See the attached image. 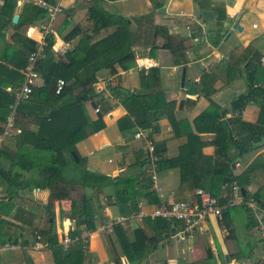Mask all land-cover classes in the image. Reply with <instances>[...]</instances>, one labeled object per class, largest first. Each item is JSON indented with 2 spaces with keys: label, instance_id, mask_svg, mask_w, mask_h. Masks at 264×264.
I'll list each match as a JSON object with an SVG mask.
<instances>
[{
  "label": "crops",
  "instance_id": "1",
  "mask_svg": "<svg viewBox=\"0 0 264 264\" xmlns=\"http://www.w3.org/2000/svg\"><path fill=\"white\" fill-rule=\"evenodd\" d=\"M15 1L16 8L13 16H18V20L25 6L38 7V0ZM91 1L54 0L53 5L62 9V12L52 22L49 33V35H53L52 52L56 59L78 45L79 37L70 43H65L62 40L63 36L75 26L80 27L83 32H87L91 36L87 12V6ZM252 1L102 0L101 5L104 10L129 20L130 31L134 35L132 47L135 57L134 65L128 71L112 67L98 73L95 89L103 90L96 99L86 102L84 106L92 120L97 119V114L94 113L95 108L104 113L102 120L104 127L77 143L76 150L79 156L85 160L86 170L109 177L119 185L131 184L136 180L137 185L144 188V192L138 198L137 210L128 216L125 215L131 218L123 224L116 225L113 232L107 234L109 236L107 242L102 240L100 235L95 234V229L93 235L90 236L89 246L85 247L86 255L83 264H103L108 261L109 254L117 251L118 247H120L118 258L120 262L122 261L121 264H132L130 258L134 256V251L130 245L135 244L146 248V240L164 232L167 228L164 224L168 225V232L163 233L158 247L149 253L141 261V264H221L224 257H228V264H232L233 261L236 264H264V236L257 217L246 207L250 198L243 202L240 191L241 202L228 206L229 196L226 197V195L230 193L221 188V196L226 197V202L222 207H233L230 216L233 224L232 234L220 225L218 218L208 220L201 232L181 238H178L179 235H177L179 223L161 219L137 218L139 212L148 214L156 207L168 206L175 202L199 204L194 195L195 189H201L198 185L206 183V186H209L210 183L216 184L221 181V175L213 173L215 149L212 142L215 137L218 114L222 116L220 121L228 120L232 116H239L243 122L249 124H255L257 121L259 107L255 104L246 105L240 114L231 111L232 101L245 93L246 83L242 76L228 81L229 69H234L237 72L239 67H244L247 60L254 64H260L264 68V10L256 14L252 11L251 27L244 29L241 26V31L235 34L237 41L227 43L228 39L233 36V31L226 25L231 21L233 22L231 27L233 29L237 27L238 21L244 19L248 14L249 9L247 8ZM198 2L200 6L208 7L205 10L212 12V20H215L214 28L216 24L217 27L221 24L225 26L223 34L214 35V28L208 26L207 22L211 20L202 18L201 12L204 10H201ZM2 4L3 0H0V8ZM217 8L225 12V19L222 22L218 21V14L214 10ZM66 11L69 12V16ZM45 24L46 19L32 26L23 27L20 31L6 26L0 34L4 36L6 47H19L21 42L27 38L35 42L36 49L42 38L41 27ZM253 25H256V28H253ZM154 27L164 28L173 38L183 40L184 50L181 55L185 63L174 65L173 58L167 50L152 48L163 44L162 38L154 35ZM251 28L258 30V36H250ZM201 29L206 31V35L200 38ZM113 31L112 28L101 30L98 36L92 37L91 43L106 37ZM197 35L199 39L196 41ZM219 37L225 38L221 40ZM4 48L5 46L0 40V56H11L14 50L7 53L4 52ZM195 64H199L201 71L194 67ZM151 67L159 70L158 89H160L164 101L176 102V109L171 119L161 118L156 123L157 129L153 131L135 126L128 109L122 104L128 95L144 92V89L140 88V74L142 72L147 74ZM28 68L29 63L24 70H21V73L25 75ZM183 68L186 71L182 86ZM204 75H209L212 80L206 88V91H211L207 99L201 92L200 85ZM186 81L192 85L186 84ZM35 83L43 84L39 75ZM114 87L116 90L112 92L111 89ZM12 115L13 112L8 117V127L12 125L10 120ZM12 128L14 127L12 126ZM139 133H142L143 136L136 138V134ZM190 137H192L193 146H188ZM148 142L154 146L153 155L157 159L155 163L152 162L154 157L148 152ZM257 146L256 151L236 159L233 162L234 168L232 167L233 163L231 164L233 175H240L254 160L264 163V136L255 145V147ZM199 148L198 153L200 154L195 153L194 151ZM155 152L159 153V157ZM179 157L184 160L181 163L177 162L176 166H169L171 160ZM159 161L166 162L158 164ZM0 164L5 168L8 167V163L4 160H1ZM53 167L57 168V165ZM82 173L83 167L73 164L62 171L64 177L71 180L78 179ZM30 177V173H24L22 180L30 179ZM204 177L210 179L204 180ZM249 177L250 185L246 190L250 192L252 199L257 200L256 204L260 211L264 212V209L258 204H264V165L262 168L256 169ZM7 190V185L0 179V202L1 200L6 201ZM239 190L241 189L239 188ZM79 192L82 194L81 196H86L92 201L96 228H101L102 225L116 217L124 216L113 205L112 196L115 192L113 186H105L101 191L96 188L77 187L71 192L69 190L70 198L77 199L75 195ZM11 203L13 205L11 214L9 216L0 215V245L8 242L16 248L8 250L15 253L1 255L0 264H55L52 252L47 248L45 241H43L45 243L43 249L33 248V234H40L39 231L45 229L44 222L50 210L55 217L60 214V211L67 214L71 206L70 200L52 198L48 189L37 187L32 190L17 189ZM49 203L53 204L50 209L46 207ZM20 211H23L24 214H19L20 219L16 220L14 215ZM66 216L62 220V224L65 225L67 222L70 228L73 227L74 224ZM253 220L257 226L250 230L249 226L252 225ZM57 222L59 223V219ZM261 224L264 226V214ZM240 229L246 232V234L244 233L245 240H241L238 235ZM247 229H249L248 232ZM256 230H259L261 236L255 239ZM109 245L112 252L106 248ZM207 252L210 256L208 260ZM27 257L28 261H26Z\"/></svg>",
  "mask_w": 264,
  "mask_h": 264
},
{
  "label": "trees",
  "instance_id": "2",
  "mask_svg": "<svg viewBox=\"0 0 264 264\" xmlns=\"http://www.w3.org/2000/svg\"><path fill=\"white\" fill-rule=\"evenodd\" d=\"M46 1L50 5L54 4V0ZM101 3L102 0H92L87 6L91 36L78 26L63 36L62 40L65 43H70L77 37L80 38L73 50H67L56 59L52 52L53 35L46 37L44 52L33 66V71L42 78L43 84L34 85L27 100L17 101L15 92L21 88L26 79L21 70L27 67L28 57L35 49V42L25 38L19 47L5 46L4 52L14 51L9 57L0 56V137H4L0 147V159L8 163L7 168L0 164V179L5 182L8 189L6 201L1 200L0 202V215L9 216L11 214L13 210L11 201L17 189L45 188L50 191L52 198L70 200L71 206L66 218L74 224V227L68 233V237L72 240L68 249L65 250L58 243L55 215L51 210L48 229L39 231L47 248L52 252L55 264H83L86 252L81 233L83 231L93 233L96 229L95 211L91 199L86 196L71 199L69 190L71 192L77 187H89L101 191L105 186H113L115 189L114 196H112L113 205L124 216L137 210L138 198L144 192V188L137 185L136 180L131 184L119 185L109 177L86 170L85 160L76 150L77 143L104 127L102 121L104 113L99 110L97 119L92 120L84 106L86 102L93 101L98 96L94 88L98 82V73L112 67L128 71L134 65L135 57L132 50L134 35L130 31L129 20L104 10ZM198 4L200 6L199 2ZM15 8V0H3L0 8V33L6 26L20 31L23 27L32 26L47 17L46 11L34 5H28L25 6L17 23L13 25ZM200 8L205 10L208 7L201 5ZM214 10L218 14V21L222 22L225 19V12L220 8ZM66 14L69 16L68 11ZM110 28L114 29L111 34L91 43L101 30ZM154 35L160 36L163 44L152 48L167 50L173 58L174 65L185 63L181 55L184 50L183 40L173 38L166 29L159 27H154ZM243 69L247 73L246 91L234 98L231 111L240 114L246 105L255 104L259 107L258 119L255 124L243 122L239 116L220 121L222 116L218 114L215 137L212 142L215 149L213 173L221 175V181L216 184L210 183L209 186H206V183L198 185L204 192L217 197L221 206L225 204L226 197L229 196L228 194L226 197L221 196V188L226 183L236 182L239 188L245 191L243 202L247 201L251 197L250 192L246 190L250 185L249 176L264 165L262 161L254 160L238 176L233 175L231 170V164L236 159L258 149L255 145L264 136V68L260 64L247 60L244 67L237 70L239 77ZM232 72L236 71L229 69L228 78L231 77ZM58 79H62L66 85L59 95H55V84ZM139 80L140 88L144 89V92L128 95L122 104L128 109L135 126L153 131L157 129L156 123L161 118L171 119L176 109V102L164 101L158 89L159 70L157 68H149L147 74L142 72ZM211 82L209 75L202 76L200 81L201 92L204 93L206 99L211 94V91H206ZM114 90L116 87L111 89L112 92ZM11 112H13L12 126L20 130V133L17 138L8 139L12 142L10 147L5 144L7 140L5 135ZM31 125L35 126L34 130L30 128ZM188 143V146H193L192 137L189 138ZM199 151L200 148L194 152ZM71 152L76 153L79 159L77 163L72 158ZM155 154L159 157V153L155 152ZM183 160L182 157L173 159L169 162V166H176L177 162L181 163ZM165 162L159 161L158 164ZM71 164L83 167V173L78 179H66L62 174L63 169ZM54 165H57V168H54ZM24 173H30V179L22 180ZM203 179L209 180L210 178L204 177ZM227 193H230V190H227ZM258 204L264 209V204ZM46 207L50 209L53 204L49 203ZM232 209L233 207L223 208L218 218L220 225L230 234L233 233V224L230 220ZM19 214H24V212L16 213L14 215L16 220L20 219ZM67 224L66 222L65 226ZM164 226L167 227L164 232L146 240V248L135 244L130 245L134 251L130 263L141 264V261L158 247L163 233L168 232V225L164 224ZM256 226L253 220L249 229ZM209 257L208 253L207 260ZM115 261L116 264H121L119 259Z\"/></svg>",
  "mask_w": 264,
  "mask_h": 264
},
{
  "label": "built area",
  "instance_id": "3",
  "mask_svg": "<svg viewBox=\"0 0 264 264\" xmlns=\"http://www.w3.org/2000/svg\"><path fill=\"white\" fill-rule=\"evenodd\" d=\"M37 6L47 12L46 17V24L41 27V42L39 46L29 55L28 63L29 68L25 74V81L21 88L15 92V98L17 101H24L27 100L32 92V87L36 85L35 80L38 77L37 73L33 71V66L35 61L43 54L45 46H46V37L50 33V28L52 22L54 21L55 17L62 12V9L59 6L50 5L43 0L37 1ZM264 18V14H263ZM202 28L201 25H199ZM253 28H256V25H253ZM206 35V31L201 29L200 31V38ZM196 41L199 39L198 35L196 36ZM66 83L62 79H58L55 84V95H59L63 88L65 87ZM103 89H99V94ZM99 112L98 108H95L94 113L97 114ZM143 134L139 133L136 134V138L142 137ZM148 152L152 154L153 160L152 162H157L154 154V146L151 142L147 143ZM152 179L154 180L155 177L153 176ZM223 190H230L229 198L227 201L228 206L235 205L241 202L239 187L236 182L226 183L222 186ZM195 198L198 199L199 204L196 203H187V202H175L168 206H159L153 209L150 213L146 214L144 212H139L137 214V218L144 219L149 218L151 220L161 219L167 222H175L179 223V232L177 233L178 238L183 236L190 237L195 233L201 232L203 230V226L210 220L211 218L217 219L220 217L222 212V206L219 205L218 199L210 195L209 193L204 192L201 189L194 190ZM246 207L254 214L260 224V230L262 231V235L264 236V226L261 224V218L264 212H261L256 202L253 200H249L246 203ZM129 218L126 216H119L113 219L112 221L107 222L106 224L102 225L100 230L102 233H112L114 227L118 224L125 223ZM67 232L61 234L60 238V245L66 250L68 249L69 245L72 243V240L68 237V233L70 231V226L67 224ZM87 237V236H86ZM83 239L84 236L82 237ZM44 239L41 234L35 233L34 240H33V248L41 250L44 248L43 242ZM16 247L11 243H3L0 245V252L15 249Z\"/></svg>",
  "mask_w": 264,
  "mask_h": 264
},
{
  "label": "rangeland",
  "instance_id": "4",
  "mask_svg": "<svg viewBox=\"0 0 264 264\" xmlns=\"http://www.w3.org/2000/svg\"><path fill=\"white\" fill-rule=\"evenodd\" d=\"M250 0H247V2H249ZM261 2V5H260V3H259V0H253L250 4H249V6H248V8L247 9H249L248 10V14L244 17V19H242V20H240V21H238V26L237 27H235L234 29L231 27V24L233 23V22H231V21H229L228 22V25H226L228 28H230V30H232L233 31V36L232 37H230L229 39H228V42L227 43H233V42H236L237 40L235 39V34L238 32V30H237V28L238 27H241V26H243L244 27V29L246 28V27H251V25H252V22H253V13H252V11H254V13L256 14L257 12H262L263 10H264V0H261L260 1ZM250 9H251V11H250ZM208 22V26H210L211 28L213 27L214 28V26H213V23L215 22V20H211V21H207ZM224 30H225V26H222V24L221 25H219L218 27H217V24H216V27L214 28V30H213V32H214V35L215 36H218V35H221V34H223V32H224ZM244 32H245V30H244ZM228 34H230V33H228ZM245 34V33H244ZM249 34H250V36L251 37H256V36H258V34H259V32H258V30L257 29H250L249 30ZM225 36V35H224ZM226 37V36H225ZM225 37H219V39H221V40H223ZM0 40H1V42H2V44H3V46H6V44H5V40H4V36L3 35H1L0 34ZM210 42V41H209ZM253 46V45H252ZM252 48V47H251ZM254 53V52H253ZM194 67L195 68H197L199 71H201V69H200V66H199V64H195L194 65ZM240 69H242L243 67H239ZM232 74V76L231 77H229L228 78V81H233L234 79H236V78H240L238 75V73L237 72H232L231 73ZM241 76H242V78L244 79V81L246 80V78H247V73H246V71L243 69V70H241ZM232 78V79H231ZM234 78V79H233ZM241 78V79H242ZM186 84H188V85H192L191 83H189L188 81H186ZM96 87V86H95ZM94 87V88H95ZM99 89H101V88H99ZM98 88L97 89H95L97 92H98V90H99ZM11 119V124H12V117H10ZM11 127H8L7 126V128H6V135H5V138H7V140L8 139H10V138H17L18 136H19V133H20V130H17V129H15V128H12V125H10ZM31 127H33V128H31ZM30 128L32 129V130H34L35 129V126H33V125H31L30 126ZM3 140H4V137L3 136H1L0 137V147H1V144L3 143ZM7 140H6V142H5V144L7 145V146H12V142L11 141H9L8 140V142H7ZM1 160H3V159H0V161ZM4 162H5V160H4ZM31 175V174H30ZM34 175H36L35 173H34ZM82 194L79 192V193H77L75 196L77 197V199L78 198H80V196H81ZM96 198V197H95ZM249 200H253L254 202H256L257 203V200L255 199V198H253L252 199V197H250V199ZM96 203V202H95ZM98 204H100V202H98ZM65 215H67V214H64L63 213V211H60V214L58 215V216H56L55 218V227H56V230H57V239H58V243L60 244V238H61V234H63V233H66L67 232V227L68 226H65L64 224H62V220H63V218L65 217ZM48 219H49V215H47V217H46V221L44 222V226H45V229L44 230H46V229H48V227H49V223H48ZM57 219H59V223L57 222ZM57 222V223H56ZM74 227V226H73ZM73 227L71 226V228H70V231L73 229ZM98 228V227H97ZM96 228V231H95V234H97V235H100L99 237H101V239L102 240H105L106 242H107V239H108V235L107 234H109V233H102L101 232V230H100V228H98L97 229ZM247 232H248V229L246 230ZM257 232H255V236H254V238L256 239V238H259L261 235H260V233H259V230H256ZM246 234V232H243L241 229L239 230V232H238V235H239V237H240V239L241 240H245V234ZM35 234H33V236H34ZM91 235H93V233H90V232H87V231H83L82 233H81V238L84 236V238L85 239H83V242H84V246L85 247H88L89 246V242H90V240H91ZM87 236V237H86ZM178 240V239H177ZM182 240H185V239H182ZM237 245H238V243H237ZM84 247V248H85ZM107 248V250H110V252H112L111 251V248H110V245L109 246H107L106 247ZM119 248L120 247H118L117 248V251H115V252H112V253H110L109 254V259H108V261H105V263L103 262V264H116V258H118L119 257ZM11 253H15L14 251H8V250H6V252L4 251L3 253H0V256L2 255V256H6V255H8V254H11ZM122 254V253H121ZM119 259V258H118ZM123 259V258H122ZM120 260V259H119ZM26 261H28V257H27V259H26ZM122 262V261H121ZM238 263V262H237ZM122 264H124V263H122ZM221 264H228V260H226L225 259V257H224V261L222 260V262H221ZM232 264H236V262L235 261H233L232 262ZM239 264V263H238Z\"/></svg>",
  "mask_w": 264,
  "mask_h": 264
},
{
  "label": "water",
  "instance_id": "5",
  "mask_svg": "<svg viewBox=\"0 0 264 264\" xmlns=\"http://www.w3.org/2000/svg\"><path fill=\"white\" fill-rule=\"evenodd\" d=\"M162 11H164V10H162ZM201 16H202V18L204 20H212V18H213L212 12L208 11V10L202 11L201 12ZM17 21H18V16H13L12 23L16 24ZM237 30L241 31V27H238ZM185 71H186L185 68H183L182 69V75H181V85L182 86H183L184 80H185ZM71 155H72V158L74 159V161L77 163L79 161V159H78L76 153L75 152H71ZM232 167L234 168V163L232 164ZM240 193H241L242 197L245 196V191L243 189L240 190ZM225 259L228 260V257H225Z\"/></svg>",
  "mask_w": 264,
  "mask_h": 264
}]
</instances>
